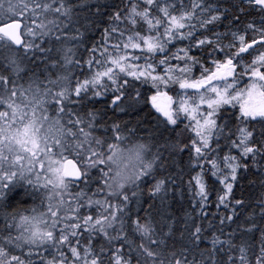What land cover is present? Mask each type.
I'll use <instances>...</instances> for the list:
<instances>
[{
    "label": "snow or ice",
    "instance_id": "obj_1",
    "mask_svg": "<svg viewBox=\"0 0 264 264\" xmlns=\"http://www.w3.org/2000/svg\"><path fill=\"white\" fill-rule=\"evenodd\" d=\"M0 264H264V0H0Z\"/></svg>",
    "mask_w": 264,
    "mask_h": 264
},
{
    "label": "trees",
    "instance_id": "obj_2",
    "mask_svg": "<svg viewBox=\"0 0 264 264\" xmlns=\"http://www.w3.org/2000/svg\"><path fill=\"white\" fill-rule=\"evenodd\" d=\"M97 107H98V108H103L104 105H103V104H101V105H97ZM138 107H139V106H138ZM130 111H131V110H130ZM147 111H148V109H145L143 112H140L138 116H121L120 118H121L122 120L132 119L133 121H135V120H137V119H143V118L146 116ZM108 114H109V116L112 115L111 112H109ZM185 179H187V177H185ZM185 206L187 207L186 204H185Z\"/></svg>",
    "mask_w": 264,
    "mask_h": 264
},
{
    "label": "rangeland",
    "instance_id": "obj_3",
    "mask_svg": "<svg viewBox=\"0 0 264 264\" xmlns=\"http://www.w3.org/2000/svg\"><path fill=\"white\" fill-rule=\"evenodd\" d=\"M178 47H182L183 45H177Z\"/></svg>",
    "mask_w": 264,
    "mask_h": 264
}]
</instances>
